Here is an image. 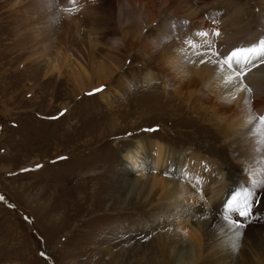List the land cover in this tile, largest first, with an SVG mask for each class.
Instances as JSON below:
<instances>
[{
	"label": "rangeland",
	"instance_id": "obj_1",
	"mask_svg": "<svg viewBox=\"0 0 264 264\" xmlns=\"http://www.w3.org/2000/svg\"><path fill=\"white\" fill-rule=\"evenodd\" d=\"M34 1L0 0V264H96L98 256L94 252L97 249H91L97 239L115 243L111 234L120 225V217L108 211L111 212L117 202L123 211H145L141 212L142 216L136 215L139 223L146 221L152 213L147 208H153L158 219L147 226V230L155 231L152 236L159 234L158 227L167 231L166 234H171L170 228L173 231L176 227L185 230L186 236L191 235L192 229H196L197 218H206L205 214L196 212L192 195L189 196L182 187L175 191L169 186L165 192L160 186L153 185L152 177H162L159 170H169L171 178L175 177L178 182L181 174L179 167L167 159L165 167L162 160L157 159L155 163L152 158L155 156L156 159L157 155L166 158L164 152L156 149L158 145L174 151L169 161L186 158L192 160V164L207 165L217 158V154L214 156L203 147H189L190 138L184 128L190 122L205 126L206 115L186 111V114H174L165 108H169L165 105L168 95L179 97L182 94L181 98H185L186 90L173 87V94L164 76L158 73L161 66L150 64L154 50L146 53L142 49L143 43L137 41V32H133L136 29L127 24L124 12L118 10L120 1L123 9L133 10L125 0H115L113 23L119 37L126 36L128 44L135 39L138 42L131 51L119 50L112 38L104 41L103 36L107 35H100L104 27L101 25V7H98L101 8L99 11L97 8L96 11L89 10L87 0H46L51 6L46 8L48 11L43 18L33 12L24 14L21 8L31 7ZM239 1L250 7V14L259 9L254 0ZM133 2L137 5V0ZM160 2L161 8L169 6L168 0ZM203 2L194 0L197 8L204 7ZM88 10L91 15H87ZM142 16L146 20V15ZM223 18L220 13L218 21ZM145 23L142 36L149 28L148 22ZM153 23V29L160 28L158 22ZM187 30L184 23L179 32ZM177 34L166 41H173ZM154 36L150 40L158 42ZM76 60L80 62L76 63ZM109 65L114 66L116 75L111 83L105 82L107 85L101 88L81 93L97 81L92 78L74 81V72L85 70L92 77L100 66ZM154 73L159 78L148 82V76ZM227 122L229 120L223 124ZM256 123H260L259 119ZM261 127L264 137V125ZM145 143L149 145L148 152H145ZM222 148L224 145L220 153ZM226 151L228 162L238 166L236 164L243 161L244 158L231 154L229 149ZM195 164L189 163L180 172L195 177L192 171ZM225 166L228 168V163ZM88 182L110 186L112 194L109 196L114 199L105 196L108 199L102 207L95 204L93 209L103 211V217L89 215V207L80 215L84 206L74 202ZM200 187H197L198 192L206 193V186ZM127 191L132 193L126 197ZM146 196L152 198V203ZM98 200L96 203L102 199ZM175 220L180 222L179 226ZM82 224L83 232H80L77 228ZM250 224L257 227L256 239L247 234ZM219 225L223 227L217 222L213 227ZM263 225L264 215H259L257 222L241 224L238 239L232 244L236 260L248 249L264 264ZM130 226L124 225L129 241L119 244L118 248L111 245L108 252L104 251L105 259L109 256L111 264H165L155 243L148 241L146 236L150 234L145 233L143 226L138 231ZM208 235L210 240L212 236ZM227 238L225 236V240H229ZM147 246L154 253L152 262L145 260ZM166 257L170 259L169 254ZM186 260L189 258L185 255L183 261Z\"/></svg>",
	"mask_w": 264,
	"mask_h": 264
},
{
	"label": "bare ground",
	"instance_id": "obj_2",
	"mask_svg": "<svg viewBox=\"0 0 264 264\" xmlns=\"http://www.w3.org/2000/svg\"><path fill=\"white\" fill-rule=\"evenodd\" d=\"M41 1L35 0L31 7H22V12L24 11V14L28 12L37 13V16L43 18L44 14L48 11L46 8H50L51 5L46 0ZM87 1L85 2L89 10L96 11L97 8L99 11L102 8L100 15L103 21H101V25L104 27H102L100 35H107V37L103 36L104 41L106 38H112L111 40L119 47V50L121 48L131 51L134 46L136 47L138 44L136 39L128 44L126 36L125 38L119 37L114 29L113 21L116 16L115 0ZM203 1L204 7L202 8H197L198 6L195 5L194 0H168L169 6L161 8L160 0H137V5L135 6L133 5V0H125V3L133 10L127 11V9H123L121 1L119 2L120 8L118 10L120 13L124 12V16L127 17V24H132V27H130L133 30L136 29L133 32H137V41L143 43L142 49L146 53L154 50V55L151 58L153 62L150 61V64H157L158 67L161 66V70H158V73L164 76L165 83L169 84V90L173 94L175 90L173 87L177 89L183 87L186 90L185 98H181L180 95L182 94L179 97L175 94L174 96L168 95L165 101V105L169 106V108L165 107L168 109V112H173L174 114H186V112L203 113L207 117L205 119V122H207L205 126L198 122H190L184 128L188 132V138H190L189 147H203L207 151L213 152L214 156L217 154V158L207 165L201 162L197 165L193 162L195 168L193 169L192 167V171H194L195 177H189L190 175L183 174L180 171L189 163L193 165L192 160L184 158V161L175 159L169 161V157H173L172 155L175 154L174 151L168 146L158 145L156 149L164 152L166 158L157 155L155 159V156H153L154 162L156 163L157 159L162 160V166H165L164 161L167 159L168 162L176 164L180 169L179 174H181V178H179L180 182H178L175 177L171 178L169 170L164 171V169L159 170L162 177H152L151 180L153 185L160 186L161 191L165 188L168 189L169 186L175 191L179 187H182L189 196L192 195L191 200L195 201L196 212L205 214L206 218H197L194 225L196 229L193 228V233L189 236L185 235V230L183 232L181 228H178L180 225L179 219L175 220L178 222L177 228L179 229L177 230L174 227L176 232L174 230L171 231L170 228L171 234H166V230L164 232L158 227L160 230V232L158 231L159 234L152 236L151 233L154 230H147V226L154 222L156 223L158 219V215L154 213L153 208H147L152 213L146 218V221L139 223L136 222V215L141 214V212L145 213V211H123L117 202L111 207V212L108 211L109 214H119L120 217V225L111 234L114 237L113 241L115 243H107L106 241L103 243V239H97L96 243L92 245L94 246L93 249H91H97L94 252V255L98 256L96 264H111L109 256L105 259L106 255L104 256V251L108 252L107 250L111 245L116 246H113L114 248H118L119 244L129 241L130 236H126L129 233L124 229V225H131L136 231L143 226L145 233L151 235V237L150 235L146 236L148 241L155 243L165 264H261L260 258L252 250L248 249L244 250L241 258L239 257L236 260L232 252V244L234 240L238 239V233L242 230V223L245 221L257 222L259 215H264V137L263 128L260 123H256L259 117L264 116V59H257L247 65H234V68H228L222 62L233 50L251 47L254 44H258L262 37H264V0H254L259 9L257 12L251 14L249 13L250 7L248 5L244 6L245 4L243 5L239 0ZM44 3H47V6ZM40 6L43 8H39ZM89 10L87 15L91 13ZM171 10L173 12L170 14L169 11ZM140 12L146 15V20H144L143 14ZM220 13L223 14L224 18L219 22ZM151 19L154 20L150 21ZM154 21L158 22L160 28L153 29L151 27L155 26ZM145 22H148L149 28H147L145 35L142 36L143 25L145 24V27L147 25ZM184 23L188 30L179 32ZM103 30H106V33H103ZM216 32L219 33L218 36L214 35ZM176 33H178L177 37L173 41H166ZM198 33H208V35L200 36ZM152 35L157 37L158 42L150 40ZM157 47L158 49H156ZM163 50L164 53H162ZM77 60L75 62L79 63L80 61L78 62ZM238 70H242L244 73L242 80L240 77H237L229 82L228 78L235 76V71ZM114 72L115 68L113 65L105 68L100 66L93 73V76L91 75L92 77H90L85 70L80 69L74 72L73 80L77 82L83 79L84 81H89L91 78L92 80H96V85L81 90V93L90 92L101 88V86L103 87V85H107L105 82H110L116 76ZM156 78H159V76H155L154 73L149 75L147 80L148 82H155ZM241 83L245 87L243 90L238 91L237 89L241 88ZM81 88H83V85ZM164 89L165 92L168 91L167 87ZM248 89H251V91L249 92ZM141 92L145 93L144 89ZM227 120L229 122L223 124ZM233 121L236 123L232 126L230 123H233ZM219 143L224 145L222 153H220L222 145ZM143 145L146 147L145 152H148L149 145L147 143ZM87 147H90V144H87ZM228 149L231 154L245 160L242 159L243 161L236 164L238 166H235L232 162H228L226 158V150ZM150 151H153V149ZM244 161H247L246 164ZM226 163H228L229 169L225 166ZM227 170H231L233 173H226ZM133 186L136 188L137 185L133 184ZM200 186H206L204 187L207 189L206 193L201 194L198 192L197 187ZM109 187L106 185H94V183L88 182L83 192L74 198V202L77 201V204L84 206L80 215L85 214L83 211H87L89 207V215H94V217L105 216L103 211L95 212L93 209L95 204H97L96 207H102L108 199L105 196L112 194ZM131 193V191H127L124 193V196L127 197ZM103 195L104 198H102ZM88 196L90 199H87ZM163 196L166 197V195ZM233 196H236L233 204L238 205L240 209H246L248 212L247 216L239 215L238 211H229V201L232 200ZM110 198L111 200L114 199L112 196ZM146 198L152 203V198L149 196H146ZM98 199L102 200L96 203ZM176 211L175 214L179 213V211L177 213ZM169 212L168 214L171 215ZM147 213L149 212L147 211ZM226 216L228 219H225ZM181 220H183L182 216ZM215 222L221 224L223 227H220V225L219 227H216L217 225L213 227ZM182 223L184 224L183 221ZM200 226L201 229L198 230ZM83 227L84 225L82 224L77 230L79 229L78 231L83 232L81 230ZM256 229L257 227L254 224H250L246 229L247 234L256 239ZM261 229L264 231V225L261 226ZM119 233L122 235L120 236ZM208 234L214 238L207 239ZM225 236L229 240H225ZM147 248L148 246L145 250V260L152 262L154 253L150 251L151 247L150 249ZM168 254L170 255L169 260L166 259ZM185 255L189 258V261H183Z\"/></svg>",
	"mask_w": 264,
	"mask_h": 264
},
{
	"label": "snow or ice",
	"instance_id": "obj_3",
	"mask_svg": "<svg viewBox=\"0 0 264 264\" xmlns=\"http://www.w3.org/2000/svg\"><path fill=\"white\" fill-rule=\"evenodd\" d=\"M74 2V0H73ZM200 36H207L208 33H198ZM214 35H219L218 32L214 33ZM257 59H264V39H261L258 44H254L251 47L248 48H239L233 50L224 60L223 64L226 65L228 68H234V65H247L252 61H255ZM243 71L238 70L235 71V76H230L229 82L233 81L235 78L240 77L242 80L243 77ZM243 83H241V88L237 89L238 91L244 89ZM250 92L251 89H248ZM254 118V117H253ZM259 122L261 125H264V116L259 117ZM236 200V196L232 197V200L229 201V211H238L239 215L241 216H247L248 212L246 209H240L238 205H234L233 201ZM225 219H228L226 216Z\"/></svg>",
	"mask_w": 264,
	"mask_h": 264
}]
</instances>
